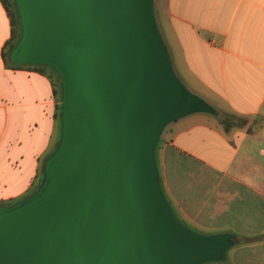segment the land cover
I'll list each match as a JSON object with an SVG mask.
<instances>
[{
  "label": "water",
  "instance_id": "water-1",
  "mask_svg": "<svg viewBox=\"0 0 264 264\" xmlns=\"http://www.w3.org/2000/svg\"><path fill=\"white\" fill-rule=\"evenodd\" d=\"M14 64L61 82V132L40 186L0 206V264L225 262L233 232L176 218L155 146L165 128L217 110L176 75L154 0H13Z\"/></svg>",
  "mask_w": 264,
  "mask_h": 264
},
{
  "label": "crops",
  "instance_id": "crops-1",
  "mask_svg": "<svg viewBox=\"0 0 264 264\" xmlns=\"http://www.w3.org/2000/svg\"><path fill=\"white\" fill-rule=\"evenodd\" d=\"M155 9L172 61L243 118L221 125L195 113L169 124L155 155L162 192L179 220L247 236L225 264H264V0H165ZM11 30L0 1V202L9 205L36 189L58 142L60 103L46 70L4 58Z\"/></svg>",
  "mask_w": 264,
  "mask_h": 264
},
{
  "label": "rangeland",
  "instance_id": "rangeland-1",
  "mask_svg": "<svg viewBox=\"0 0 264 264\" xmlns=\"http://www.w3.org/2000/svg\"><path fill=\"white\" fill-rule=\"evenodd\" d=\"M155 2H156V5H157V8L158 7H162L165 5V0H154V9H155ZM159 10V9H158ZM155 13L157 14V9H155ZM160 13V12H159ZM158 18H159V14H158ZM171 57V56H170ZM172 60V59H171ZM175 62L172 61V65H173V69L176 73V75L178 76V78L181 80V82L185 85L186 88H188L191 92L199 95L200 97H202L204 100H206L209 104H211L212 106H214L217 110H218V114L217 115H209L210 118H217L216 120L221 124V125H226L228 123L231 122L232 120V123L234 124H237V123H240V121L243 119L242 117H232L230 115V111L228 108L224 107L221 105V109L219 108L218 106V102L216 100H213L205 91H202L200 90L195 84L194 82L192 81V79H189L188 77H186L184 75V71L182 70V66L180 65V63L176 60H174ZM21 65H26V64H21ZM59 99L61 101V94H59ZM60 110H61V102H60ZM59 113V112H58ZM59 115V114H58ZM212 116V117H211ZM216 116V117H215ZM230 116V117H229ZM231 119V120H230ZM169 130V125L165 128V130L163 131L162 133V137L168 132ZM60 132H61V119L59 118L58 116V125H57V130H56V133L54 135V139L55 141H59L60 139ZM161 137V139H162ZM158 141L157 143V146L160 142V140ZM157 146L155 147V153L157 151ZM57 145H55V143L53 144V151L52 153L54 152V150L56 149ZM50 153V152H49ZM51 153V154H52ZM50 154V155H51ZM39 168L42 170L43 169V165H40ZM43 178V175L42 173L39 174V178H38V182H37V185H36V189H37V186L39 184V182L41 181V179ZM35 189V190H36ZM34 190V191H35ZM33 190L26 194L25 196H29L31 195L33 192ZM22 200V199H21ZM16 201V200H15ZM13 201V204L20 201ZM2 203L0 202V206H4V205H1ZM171 207V206H170ZM175 216H176V213L174 211V209L172 208ZM176 218L178 219V221L184 225L185 227H187L188 229L196 232V233H199V234H211V233H218V232H222V231H227V230H221V229H207V228H199V227H195V226H192L186 222H183L182 220H179V218L176 216ZM232 249V248H231ZM231 249H229L228 253L232 252L230 251ZM203 264H211V263H203Z\"/></svg>",
  "mask_w": 264,
  "mask_h": 264
},
{
  "label": "trees",
  "instance_id": "trees-1",
  "mask_svg": "<svg viewBox=\"0 0 264 264\" xmlns=\"http://www.w3.org/2000/svg\"><path fill=\"white\" fill-rule=\"evenodd\" d=\"M5 8V10L7 11L9 17H10V21H11V24H12V30H11V36L10 38L7 40L6 44H5V48H4V58L7 60V61H10L9 60V52L10 50L13 48V46L15 45L16 41L18 40L19 38V34H20V22H19V18H18V13H17V8H16V5L14 3L13 0H0ZM11 62V61H10ZM12 63V62H11ZM14 66H20L18 64H14L12 63ZM26 65H29V66H34L38 69H42V70H46L50 76V79L52 80L53 82V86H54V92L56 94H61V82H60V79H59V76L58 74L56 73V71L54 69H52L51 67H48L46 65H41V64H26ZM61 102V101H60ZM59 118L61 119V110H60V103H59ZM217 114H218V111H217ZM216 114V115H217ZM227 125V124H226ZM162 137V136H161ZM161 139V138H160ZM159 141V140H158ZM157 141V143H158ZM161 141V140H160ZM157 143H156V146H157ZM160 143V142H159ZM58 144V142H57ZM155 146V147H156ZM159 146V144H158ZM157 146V148H158ZM156 155V153H155ZM49 157V156H48ZM156 159V158H155ZM43 169H44V164H43ZM43 169H42V175H43ZM42 182V179L41 181L39 182L37 188L40 186ZM1 205H4V206H7L9 205V203H2ZM238 231V232H237ZM240 239L238 240L239 242H237L233 247H231L232 249L239 246L240 244V241H244L246 239V235L245 234H241L240 230H234L233 231ZM240 233V234H239ZM230 248V249H231ZM231 249V250H232ZM230 250V251H231ZM229 251V250H228ZM227 251V260L225 262H217V263H220V264H225L226 262H230V259H229V253ZM214 262V261H213ZM207 263H210V262H207Z\"/></svg>",
  "mask_w": 264,
  "mask_h": 264
}]
</instances>
